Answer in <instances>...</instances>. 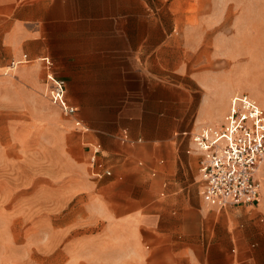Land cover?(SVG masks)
Returning <instances> with one entry per match:
<instances>
[{
	"label": "crops",
	"instance_id": "0c3cea01",
	"mask_svg": "<svg viewBox=\"0 0 264 264\" xmlns=\"http://www.w3.org/2000/svg\"><path fill=\"white\" fill-rule=\"evenodd\" d=\"M21 1L0 0V6H14L11 17L3 19L10 23L3 43L15 55L11 58L20 59L22 54L28 57L27 62L13 67L0 65V85L15 92L13 97L5 96L11 105L0 107V116L2 111L18 113L24 120L21 126L26 128L29 136L25 145L24 139L17 137L11 138L8 148L0 143V167L21 165L26 167V174L0 180V189L1 186L4 188V192H0V214H10L12 225L25 222L33 229L36 210L45 216L42 233H46L50 211H58L74 199L92 216L91 223L103 227L98 239L88 242L91 248H105L106 264H264V156L255 173L259 183L255 204L209 208L200 195L193 199L188 184L183 185L187 180L186 173L197 176L196 157L188 147L177 164L166 152L167 160L163 166L150 157L138 160L136 164L131 161L113 164L111 153L115 150L105 138L95 135V139L88 138L89 128L78 115L77 105L68 98L67 86L74 100L82 101L78 95L82 84L72 83L65 73L63 76L56 73L57 66L62 72L81 71L87 63L107 61L105 57L114 52L131 54L136 60L133 65L137 63L151 72L159 71L163 67V51L156 44L163 32L167 34L163 29V17L147 11V0ZM214 1L211 5L210 0H198L195 13L185 14L186 71L179 70L182 66L178 64L171 68L186 76L187 106L199 91L194 107L197 122L220 119L228 107L230 94L246 87L241 82V66L236 62L229 65L226 58L220 57L226 52V41L264 37V31L257 30L254 25L260 19L264 20V0ZM168 19L169 24L176 23L178 15L168 16ZM66 39L94 41L86 44L87 49L72 50ZM99 39L106 41L98 44ZM131 40L135 42L133 49ZM234 54L238 55L237 50ZM37 57L50 59L52 74L68 80L64 99L73 106V114H62L58 103L49 96L48 69ZM23 63L30 64L20 65ZM255 69L249 68V72ZM156 85L155 81L149 84L150 87ZM59 114L64 118L71 117L74 127L67 129L63 124H69V121L60 119ZM35 121L39 124L36 127ZM191 128L182 129L178 134L188 135ZM116 138L121 144L140 142V138L132 139L123 126L118 128ZM69 140L81 145L77 151L79 157L66 150ZM94 144L99 145L97 156L103 157V152L107 153L104 162L111 165L112 176H107L109 169L94 165L97 158L95 162L88 159L85 162V156L89 158ZM51 145L55 146L56 152L51 153ZM143 151L148 156L152 148L145 145ZM194 158L195 164H191ZM51 159L57 161L60 168L58 178L50 176ZM88 167L90 175L87 174ZM105 170L109 174H105ZM121 170L122 181L114 183V174ZM166 172L170 175L166 176ZM167 177L169 184L165 180ZM51 180L59 183L54 187L52 200ZM157 182L158 192L155 190ZM22 186L24 193L19 190ZM8 198H11L9 211L1 207ZM42 237L38 247L48 253L45 234ZM32 249L29 248L30 259H33ZM73 258L74 263L83 262L81 257Z\"/></svg>",
	"mask_w": 264,
	"mask_h": 264
},
{
	"label": "rangeland",
	"instance_id": "374dc122",
	"mask_svg": "<svg viewBox=\"0 0 264 264\" xmlns=\"http://www.w3.org/2000/svg\"><path fill=\"white\" fill-rule=\"evenodd\" d=\"M188 1L147 0V11L163 17V29L167 33L163 32L161 39L157 40L156 44L163 51L161 55L163 67L158 69L159 71L151 72L148 67L138 66L137 63L133 65L136 60L133 59L131 54L126 56L116 52L112 56H106L107 61L102 63L100 61L87 63L81 71L62 72L57 66L56 73L58 75L63 76L65 73L70 76L67 79H71L72 83L82 84L81 91L78 93L80 95L79 99L82 101H75L67 86L68 98L77 105L78 115L82 118L84 124L88 126V132H90L87 135L88 138L95 139L93 135L105 138L111 149L115 150L111 153L113 164H121L123 161H131L136 164L138 160H145L146 157H150L157 164L164 165L167 160L164 152L172 160L174 159V163L177 164L180 155L184 154V150L190 145L188 135L182 137L178 134V131L188 129L198 123L195 118L194 107L197 101L196 94L199 95V91L195 93L193 102L187 106L184 93L188 81L185 75L176 73L178 69L186 71L187 41L185 38L186 17L184 16L185 14L191 16L192 12L195 13L198 0ZM187 2L189 6L186 9ZM210 2L212 5L215 1L210 0ZM230 2H233V0ZM13 8L14 6H0V65L4 66H8L10 58L15 57L3 43L4 34L10 26V23L8 21L4 22L3 19L11 17L10 11ZM173 13L178 15V21L169 24L168 16L174 15ZM254 25L257 30L264 31L263 19H260L257 23L255 22ZM172 30L173 32L169 36L168 32ZM60 35H62V32H60ZM93 41L91 39H66L67 46L72 50L87 49L88 45L86 44ZM105 41L99 39L98 44L105 43ZM113 41L116 43V40ZM225 45L227 47H225L226 52L220 57L224 60L226 58L229 65L236 62L237 65L241 66L243 70L241 82L242 85H246V87L234 91L247 92L264 108V37L252 40L229 39ZM130 47L132 49L135 47L134 40H131ZM207 47L210 46L207 45ZM235 50H237L238 55L234 54ZM222 51L224 50L220 52ZM199 58H201L200 54ZM28 64L30 63L20 65ZM177 64L182 67L171 69ZM249 68L256 69L249 72ZM67 79L64 80L68 85ZM153 81L157 82V85L150 87L149 84ZM14 95L15 92L10 88L0 85V107L10 106L11 104L5 96L13 97ZM54 110L59 112L55 108ZM59 117L63 121H69V124H67L68 122L67 125L63 124L67 129L70 130L74 127L71 123L73 121L71 117L64 118L60 114ZM219 120L213 118L210 121ZM37 121L39 120L37 119ZM22 124H24V120L18 113L12 111L1 112L0 143L3 147L8 148L12 143L11 138L16 137L24 139L23 145H25V139L29 135L27 136L26 128L22 127ZM33 125L36 127L39 124L35 121ZM121 126L126 127L132 139L140 138V142L132 145L119 143L116 132ZM70 133L72 132L70 131ZM74 142L69 140L65 148L78 156L77 151L81 145L79 142L77 144ZM145 145L152 148V152L148 156L143 151ZM50 151L53 153L57 150L55 146L51 145ZM106 155L107 153L104 152L103 157L102 155H96L97 164L94 163V165H97L99 169H109L110 174L107 176L110 177L112 176V167L110 164H105ZM87 159V156H85L86 163ZM190 163L195 164V158ZM48 170L50 176L54 178L61 175L57 161L52 159ZM25 174L26 167L21 165H3L0 167V180L2 181L10 179L11 176L23 177ZM87 174L90 175L89 167L87 168ZM196 174L195 178L189 172L186 173L187 180L183 181V185L188 184L194 200L199 197L200 190L198 172ZM168 175H170V172H166V176ZM114 176V183L121 182L123 170L115 173ZM165 180L169 184L170 179L167 177ZM181 180L184 179L181 178ZM57 186H59L57 180H51V200L54 198V187ZM23 188L24 186L19 190L22 189L24 193ZM159 189V182H157L156 192ZM3 190L4 188L1 186L0 192H4ZM10 201L11 198H8L7 203L1 207L9 211ZM23 207L25 208V205ZM22 218L25 219V213L22 214ZM91 218L92 216L86 212V208L82 207L79 202H75L74 199L70 200L64 208L58 211H50L49 230L46 233H42L45 216L37 213L36 210L33 218V229L30 225L26 226L25 222L12 225L10 214L3 213V216L0 214V264H106L104 261L105 248H91L88 242L98 239V235H101L102 232H99V230L103 228H100L101 224L99 223H91ZM43 234H45V240L49 247L50 252L48 253L43 252V248L38 247L41 245ZM102 237L104 238V236ZM29 248H33V259L29 258L31 253ZM96 255L101 256L97 257ZM75 256L81 257L80 261L83 262L74 263L73 257ZM27 257L29 259L26 260Z\"/></svg>",
	"mask_w": 264,
	"mask_h": 264
},
{
	"label": "built area",
	"instance_id": "2783aa9c",
	"mask_svg": "<svg viewBox=\"0 0 264 264\" xmlns=\"http://www.w3.org/2000/svg\"><path fill=\"white\" fill-rule=\"evenodd\" d=\"M37 59L48 69L49 96L58 103L62 114H73V106L64 99L65 80L49 70L50 59ZM27 61L26 54H22L20 59L10 58L8 67ZM188 138V151L196 157L199 195L208 207L253 205L258 201L259 183L255 173L264 156V108L252 96L234 91L220 120L194 124ZM98 152L99 145L94 144L89 162H95Z\"/></svg>",
	"mask_w": 264,
	"mask_h": 264
}]
</instances>
